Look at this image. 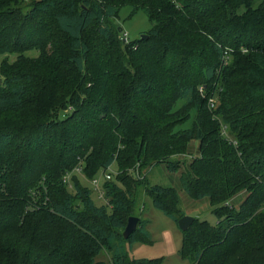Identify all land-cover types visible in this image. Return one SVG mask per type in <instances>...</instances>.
Masks as SVG:
<instances>
[{
    "label": "trees",
    "instance_id": "16d2710c",
    "mask_svg": "<svg viewBox=\"0 0 264 264\" xmlns=\"http://www.w3.org/2000/svg\"><path fill=\"white\" fill-rule=\"evenodd\" d=\"M122 7L147 14L146 38L110 25ZM8 53L18 57L0 69V264H161L127 253L149 220L123 232L141 188L178 225L179 190L146 172H178L188 153L181 187L208 198L218 222L195 218L181 257L264 264V0H0ZM113 165L101 205L78 176L65 182L75 168L113 176Z\"/></svg>",
    "mask_w": 264,
    "mask_h": 264
},
{
    "label": "rangeland",
    "instance_id": "374dc122",
    "mask_svg": "<svg viewBox=\"0 0 264 264\" xmlns=\"http://www.w3.org/2000/svg\"><path fill=\"white\" fill-rule=\"evenodd\" d=\"M119 29V34L123 39L127 41H134L147 33L153 27V23L149 20L147 14L140 10L134 15L131 14V9L128 7H122L117 17L110 21V25ZM115 28V27H114ZM92 35V34H91ZM29 57H37L39 52L37 50H30L24 53ZM17 54H4L0 56V69L2 62L14 63L17 60ZM1 73V70H0ZM1 79V78H0ZM181 102L178 103L179 106ZM218 102L215 100V107ZM187 124L185 127H188ZM197 145V144H196ZM193 156L197 155L194 152ZM188 155V156H187ZM187 155L179 156L180 169L178 172H170L165 164H157L150 168L147 174V180L151 186L161 185L165 187H175L179 190L181 208L185 215L200 220H206L211 225H216L218 219L213 213V206L210 204L208 198L201 200H195L191 198L181 187L180 176L181 171L185 170V166L191 161L189 153ZM176 159V158H175ZM113 171L112 180L115 179L114 175L117 173V165H113L110 169ZM109 172V171H108ZM73 176H78L81 179L83 185L89 187L93 191V199L98 205L103 204V199L100 197V193L92 187L90 181L84 178L82 169L75 168L69 174L65 176V182L71 189V179ZM102 177V175H101ZM143 179V175H140ZM102 189V183L100 185ZM246 192H241L234 198L233 204L237 206L246 197ZM108 202V201H106ZM131 216L149 220L147 226L148 238L147 240L137 241L132 247L128 245L127 253L130 258L135 259H158L162 258L161 264H192L189 259L182 258L180 250L182 246V231L179 226L169 217H167L160 210L153 206L151 198L147 193L140 189V194L136 202V208L132 211ZM128 220V218H127ZM111 257V254L107 249H104L99 255L98 260L107 261Z\"/></svg>",
    "mask_w": 264,
    "mask_h": 264
},
{
    "label": "water",
    "instance_id": "95a60500",
    "mask_svg": "<svg viewBox=\"0 0 264 264\" xmlns=\"http://www.w3.org/2000/svg\"><path fill=\"white\" fill-rule=\"evenodd\" d=\"M147 35H142V38H146ZM2 79H0V83H1ZM139 217H136V216H131L129 217L128 219V223L125 227V230L123 232V236L125 239L129 238V236L131 234H133L135 232V230L137 229V226H138V223H139ZM194 219L193 217L191 216H183L182 218H180L178 220V226L179 228L181 229V231H187L191 226L192 224L194 223Z\"/></svg>",
    "mask_w": 264,
    "mask_h": 264
},
{
    "label": "built area",
    "instance_id": "2783aa9c",
    "mask_svg": "<svg viewBox=\"0 0 264 264\" xmlns=\"http://www.w3.org/2000/svg\"><path fill=\"white\" fill-rule=\"evenodd\" d=\"M125 41H127V39H124ZM102 179L104 180H110L112 179V174L110 172H106L101 176H96L95 178H93L91 180V184L94 187V189L99 192L100 197H102L104 195V192L101 190L100 185L102 182Z\"/></svg>",
    "mask_w": 264,
    "mask_h": 264
}]
</instances>
